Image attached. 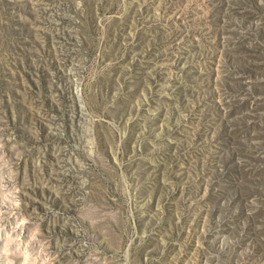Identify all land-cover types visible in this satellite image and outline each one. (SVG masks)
Instances as JSON below:
<instances>
[{"label":"rangeland","instance_id":"obj_1","mask_svg":"<svg viewBox=\"0 0 264 264\" xmlns=\"http://www.w3.org/2000/svg\"><path fill=\"white\" fill-rule=\"evenodd\" d=\"M261 5L0 0V264H264Z\"/></svg>","mask_w":264,"mask_h":264},{"label":"trees","instance_id":"obj_2","mask_svg":"<svg viewBox=\"0 0 264 264\" xmlns=\"http://www.w3.org/2000/svg\"><path fill=\"white\" fill-rule=\"evenodd\" d=\"M261 9H263L264 10V6H258V10H261ZM259 161V160H258ZM255 162H257V159H255ZM243 163L244 162H240V164H242L243 165ZM259 170H264V165H262V166H260V168H259ZM260 179V178H259ZM261 180V179H260ZM255 182V181H254ZM255 189V188H254ZM248 194H250V193H248ZM260 203L262 204V205H264V201L262 200V201H260ZM259 211V210H258ZM257 214H258V212L257 211H255L254 212V214L252 215V222L255 224L256 223V226H257V233H258V235H260L261 237H262V239L264 240V223L262 222L263 220V218H264V215L263 216H261V217H256L257 216ZM254 217H256V218H254ZM261 223V225L260 224H258V223ZM258 224V225H257Z\"/></svg>","mask_w":264,"mask_h":264},{"label":"bare ground","instance_id":"obj_3","mask_svg":"<svg viewBox=\"0 0 264 264\" xmlns=\"http://www.w3.org/2000/svg\"><path fill=\"white\" fill-rule=\"evenodd\" d=\"M67 39V38H66ZM60 46H62V45H60ZM66 46H68L67 44H66ZM59 47V46H58ZM61 50H63V49H61ZM68 50V49H67ZM64 51V50H63ZM64 54V53H63ZM72 54V53H71ZM70 59V58H69ZM72 59V58H71ZM158 109V108H157ZM152 111V110H151ZM80 118V117H79ZM81 120V119H80ZM80 141V140H79ZM82 141V140H81ZM67 153V152H66ZM70 154V153H69ZM80 168V167H79ZM69 173V172H68ZM81 173V172H80ZM85 173V172H84Z\"/></svg>","mask_w":264,"mask_h":264}]
</instances>
